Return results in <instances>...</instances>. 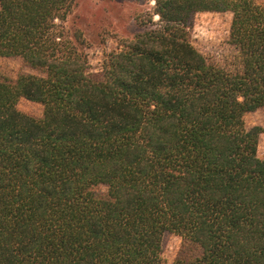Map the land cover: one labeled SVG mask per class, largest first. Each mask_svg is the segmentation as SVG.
Listing matches in <instances>:
<instances>
[{
  "label": "trees",
  "instance_id": "16d2710c",
  "mask_svg": "<svg viewBox=\"0 0 264 264\" xmlns=\"http://www.w3.org/2000/svg\"><path fill=\"white\" fill-rule=\"evenodd\" d=\"M77 1L0 0V56L38 71L0 73V264H164L169 233L172 264H264V129L245 122L264 106V5L153 0L95 78L58 23ZM205 11L233 14L229 66L192 42Z\"/></svg>",
  "mask_w": 264,
  "mask_h": 264
},
{
  "label": "rangeland",
  "instance_id": "374dc122",
  "mask_svg": "<svg viewBox=\"0 0 264 264\" xmlns=\"http://www.w3.org/2000/svg\"><path fill=\"white\" fill-rule=\"evenodd\" d=\"M257 1L264 5V0ZM154 3L153 0H78L67 18L58 23L87 56L90 74L99 78L107 54L118 48L121 39L131 38L141 30V22L152 14ZM158 18L154 16V20ZM232 18L229 11H205L196 15L191 39L209 61L225 66L235 61L237 52L229 41ZM77 32L81 33L80 41L76 38ZM0 73L15 79L21 73L37 74L38 71L25 65L19 57L0 56ZM18 108L35 117H41L44 111L43 104L26 98L19 100ZM245 122L248 128L261 126L264 129V106L247 113ZM258 152L264 158V131L260 135ZM181 245L180 235L169 233L165 236L164 264H172Z\"/></svg>",
  "mask_w": 264,
  "mask_h": 264
}]
</instances>
